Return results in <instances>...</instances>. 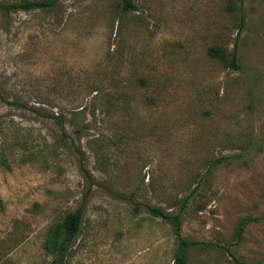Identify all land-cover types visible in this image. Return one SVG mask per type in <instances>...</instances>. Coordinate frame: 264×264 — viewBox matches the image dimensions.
Listing matches in <instances>:
<instances>
[{
	"label": "rangeland",
	"instance_id": "374dc122",
	"mask_svg": "<svg viewBox=\"0 0 264 264\" xmlns=\"http://www.w3.org/2000/svg\"><path fill=\"white\" fill-rule=\"evenodd\" d=\"M133 1L0 9V264L80 206L66 264H175L190 193L188 264H264V0Z\"/></svg>",
	"mask_w": 264,
	"mask_h": 264
},
{
	"label": "trees",
	"instance_id": "16d2710c",
	"mask_svg": "<svg viewBox=\"0 0 264 264\" xmlns=\"http://www.w3.org/2000/svg\"><path fill=\"white\" fill-rule=\"evenodd\" d=\"M59 0H23L18 3H5L0 2V9L4 12L9 13L14 9L32 10L37 8H43L46 10H52L53 6L58 3ZM137 6L133 0H124L123 10L128 11L129 9H136ZM212 56H220L222 59L227 60L230 65L235 68H240V64L237 59V48L235 47L230 58L223 52L220 47H212L210 49ZM190 193L188 196L183 198L181 201L180 212L178 214H171L165 211L163 208L150 206L149 210L152 214L160 216L172 224L173 230L177 236L178 250L174 257L175 264H188L189 249L193 246L200 244L199 241L186 239L181 234L182 226V214L188 205L191 197ZM84 208L83 206L78 207L76 210L68 213L61 224H59L53 232H51L46 240L45 249L48 254L52 256L50 264H66L68 255L72 247L75 245L81 226L83 223ZM246 220H242L238 226L237 238L241 239L245 230ZM235 264H242V261L235 258Z\"/></svg>",
	"mask_w": 264,
	"mask_h": 264
}]
</instances>
